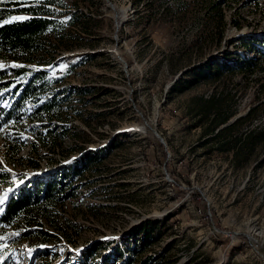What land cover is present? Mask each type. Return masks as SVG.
<instances>
[{
  "label": "rangeland",
  "instance_id": "obj_1",
  "mask_svg": "<svg viewBox=\"0 0 264 264\" xmlns=\"http://www.w3.org/2000/svg\"><path fill=\"white\" fill-rule=\"evenodd\" d=\"M63 1L91 18L89 34L66 26L83 44L58 48L52 63L0 59L1 68L46 70L51 84L41 100L55 90L67 99L40 119L29 116L37 101L27 100L19 122L0 127V174L7 175L0 213L25 182L81 166L86 150L105 151L73 177L72 195L49 203L47 213L0 223V264H103V256L110 264H127L126 257L128 264H264V142L246 164L232 166L231 152L203 143L193 116L195 97L222 91L235 117L255 107L252 124L264 130V0H149L137 12L131 0ZM219 9L223 23L215 18ZM241 57L257 61L252 73L223 71L192 84L193 75L182 74ZM11 88L0 93L1 106L11 105ZM82 88L87 92L79 94ZM46 126L51 136L36 142L34 132L44 134ZM63 127L68 133L51 139ZM15 137L23 145L11 155L7 145ZM146 224L152 230L141 250L137 231ZM90 249L93 255L84 256Z\"/></svg>",
  "mask_w": 264,
  "mask_h": 264
},
{
  "label": "trees",
  "instance_id": "obj_2",
  "mask_svg": "<svg viewBox=\"0 0 264 264\" xmlns=\"http://www.w3.org/2000/svg\"><path fill=\"white\" fill-rule=\"evenodd\" d=\"M148 3L149 0H131L134 12L138 11L136 7L148 6ZM67 10L68 6L63 0L0 1V59L12 57L15 60H21L23 63L34 62L39 65L52 63L58 48L70 50L76 44H79L77 46L83 44L82 41L81 43L79 42V39H81L80 35H71L65 31L66 26H77L81 31L90 33L92 32L90 26L91 18L86 12L75 9L68 10V19L61 21L59 15ZM14 15L20 16V18L12 20L11 17ZM223 16L219 9L215 16L217 22L223 23ZM49 33L57 37L56 42H53L48 37L47 34ZM217 38L220 40V37ZM89 44V47L94 46L93 43ZM49 45L53 47V50L48 49ZM262 53L264 54V52ZM257 66V61H252L251 57H241L239 61H211L206 63V65H194L184 70L182 74L193 75V79L189 81V84H192L200 79L219 78L223 71L237 70L241 74L247 75L252 73ZM261 70L264 71V65ZM28 71L24 65L7 68L0 67V93L2 94L3 89L12 87L11 92L15 96L9 107L0 105V127L12 120L19 122L22 116L25 115V112H22V108L27 100L37 101L33 113L29 115L35 119L42 118V114L51 116L52 113L58 112L63 102L67 100L64 95H60L61 90H55L51 96H45L41 100L40 94L47 91L51 84L48 82L47 71L39 68L33 72ZM178 81V79L175 80L171 91L179 83ZM79 89H77L79 94L87 92L85 88H82L81 92ZM226 94L219 91V93H214L208 97H195L193 116L196 119V124L202 128L201 135L205 137L203 143L211 145L218 152H231L232 166L239 167L248 162L249 152L264 142V130L252 124L251 118L255 112V107H250L244 115L238 117H235V109H226V97H224ZM100 114L97 113L95 115L98 116ZM90 117L91 114L88 115V120H90ZM63 128L51 139L55 141L56 138H61L68 133L67 127ZM34 134L37 137L35 139L36 142H38V139L42 142H47L52 130L47 128V132L44 134L42 131L34 132ZM8 140L10 141V139ZM13 141L15 142L12 143L11 141L7 145V148H9L8 152L11 155L17 154L23 145L19 137H15ZM36 142L31 144L34 146V150ZM51 145L53 149L54 143H49V146ZM74 146L82 148L77 144ZM102 151H105L103 147L86 150L81 155V166H78L79 163H75L73 166L63 169L58 168L46 176H37L33 181L25 182L22 186H19L5 201L3 210L0 213V223L3 225L12 224L20 215L29 217L33 210H45L47 213L49 211V203L72 195L73 190H70V186L73 177L81 175L84 166L96 158L97 153H103ZM36 166L37 163L34 162V167ZM6 179V173L0 174V182L4 183ZM67 179H69V183L66 184L65 180ZM169 217H166V220L160 224V228H164L165 223L170 219ZM149 227L152 226L146 224L138 228L137 232H141L143 236L136 245L141 250H144L149 243L148 237L152 230ZM92 255V249L84 252V256L89 257ZM107 258V256H103L101 263L110 264V262L107 263ZM130 261L131 258L126 257V263L128 264ZM147 261L143 260V263L145 264Z\"/></svg>",
  "mask_w": 264,
  "mask_h": 264
},
{
  "label": "snow or ice",
  "instance_id": "obj_3",
  "mask_svg": "<svg viewBox=\"0 0 264 264\" xmlns=\"http://www.w3.org/2000/svg\"><path fill=\"white\" fill-rule=\"evenodd\" d=\"M0 203H3V200H0Z\"/></svg>",
  "mask_w": 264,
  "mask_h": 264
}]
</instances>
